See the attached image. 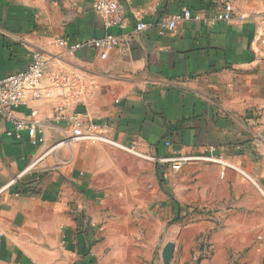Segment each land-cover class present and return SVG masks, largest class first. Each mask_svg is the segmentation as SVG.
Segmentation results:
<instances>
[{"label": "crops", "instance_id": "0c3cea01", "mask_svg": "<svg viewBox=\"0 0 264 264\" xmlns=\"http://www.w3.org/2000/svg\"><path fill=\"white\" fill-rule=\"evenodd\" d=\"M118 1L123 26L93 0H0V77L48 62V95L15 112H37L45 143L0 115V264H164L169 241L171 264H264V0ZM108 33L104 59L57 44ZM78 114L117 144L74 139ZM179 155L206 158L172 170Z\"/></svg>", "mask_w": 264, "mask_h": 264}, {"label": "built area", "instance_id": "2783aa9c", "mask_svg": "<svg viewBox=\"0 0 264 264\" xmlns=\"http://www.w3.org/2000/svg\"><path fill=\"white\" fill-rule=\"evenodd\" d=\"M92 7L94 11L104 20L107 26H123L125 24V14L122 4L118 0H93ZM192 16L188 7L182 8V13L176 15L168 22V28L173 30L177 22L182 19H189ZM231 13L219 11L215 14L213 21L230 20ZM147 24L143 21L137 23L138 31L144 30ZM264 27V23H263ZM57 44L65 47L69 52H74L83 45L101 50V57L104 59L108 51L115 49L119 41L113 34H106L102 38H94L85 43H71L67 39L57 40ZM47 59L43 52L35 51L28 66L16 73L0 77V115L13 123V128L8 131V135L20 139L22 133L26 132L32 145L37 146L45 143V131L42 122L37 118V112L32 111L29 118L19 119L16 117V110L21 106L27 105L30 101H36L48 95L43 86V79L47 72ZM52 82L59 87H71L72 78L76 81L83 82L77 75L55 70L51 73ZM65 102L58 105L55 120L60 122L65 119L63 114ZM72 133L76 140L86 141L89 143L108 142L117 144L107 136L99 132V126L93 122H84L83 117L78 114L72 117ZM202 159L206 157H190L179 155L164 159L169 162L171 169L178 171L183 165L191 159ZM15 183L14 181L11 182ZM3 190V189H2Z\"/></svg>", "mask_w": 264, "mask_h": 264}, {"label": "water", "instance_id": "95a60500", "mask_svg": "<svg viewBox=\"0 0 264 264\" xmlns=\"http://www.w3.org/2000/svg\"><path fill=\"white\" fill-rule=\"evenodd\" d=\"M174 251H175V243L172 241L167 242L162 251V258L164 264H171L174 257Z\"/></svg>", "mask_w": 264, "mask_h": 264}, {"label": "rangeland", "instance_id": "374dc122", "mask_svg": "<svg viewBox=\"0 0 264 264\" xmlns=\"http://www.w3.org/2000/svg\"><path fill=\"white\" fill-rule=\"evenodd\" d=\"M152 233H153L152 235L154 236V234H155V229L152 230ZM155 260H156V259H155ZM155 260H153L151 263H152V264H157V261H155Z\"/></svg>", "mask_w": 264, "mask_h": 264}]
</instances>
